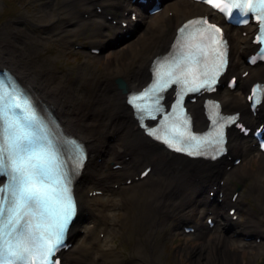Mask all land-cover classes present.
Masks as SVG:
<instances>
[{
  "label": "bare ground",
  "instance_id": "bare-ground-1",
  "mask_svg": "<svg viewBox=\"0 0 264 264\" xmlns=\"http://www.w3.org/2000/svg\"><path fill=\"white\" fill-rule=\"evenodd\" d=\"M52 1H57L55 3L59 4L60 9L71 7L75 2H80L81 6L88 8L85 11L89 12V16L87 20H84L81 14L78 11L74 12V10L72 12L73 16L65 17L63 10L54 9L51 2H48L44 8H48L50 12H46V16L50 17L51 23L57 24L55 28L60 32L67 30L63 26L65 23L69 24L68 30L72 33L78 32L81 30L82 25L87 24L82 29V34L89 33L90 39L99 36L102 40L106 38L105 40L108 39L109 42H115L118 34L123 37L125 33H131L134 36L137 32V21L141 25L143 24L141 31H144V36H139L141 44L129 50V57L126 62L121 64L116 58L113 60L112 65L109 64L110 67L105 66L100 73L92 72L88 74L89 71L86 68H81L75 79L76 83L72 85V88L68 87L69 89H67L68 92L72 93L70 96L58 87L54 88V86L52 88L51 85L55 82V78L51 80L43 66L33 64L30 55L23 54L24 47L28 46L29 43L13 41V46L16 48L14 51H18L20 54H16L14 51L9 52L7 49L4 52L5 48H0V65L2 64L8 68L16 77L26 83L40 99L49 103L53 107L60 125L70 131L74 137L84 142L88 151L85 167L80 172L76 184V194L79 202L76 226L81 228L83 223L81 221L86 213H89L88 217L93 224L87 226L85 237L74 246L77 254L67 251L68 253L64 254L62 264H104V258L110 256V254L112 255L111 262L114 263L116 253L108 247V244L105 248H101L99 245L109 241L114 243V248H116L115 242L118 239L130 240L132 235H137V242L128 252V255L135 259L132 264H149L150 254L153 259L152 263H156L158 252L155 249L158 247V237L164 229L162 224L167 220L170 221L171 215H178L179 224H182L183 221L189 219V210H195L200 214V217L208 214L209 211L212 212L216 221L212 230H219L216 244L226 255L232 256L237 251L239 246H235V244L238 242L242 243L243 247L247 246L253 250L263 247V240L259 244L250 239L244 240L245 234H253L257 231L253 229L255 227L254 223L259 219L257 216H249L242 224L239 217L233 221L228 212L225 213L222 210L223 208L220 210V205L229 206V208L234 207L235 203L228 197L231 191V181L243 166L244 158L256 150L254 142L250 138L239 137L234 130L228 132V154H230V150L233 151V149L239 147L240 156L243 158L237 166L231 167L228 171L225 168L230 164V161L226 157H220L215 161H203L170 153L150 140L137 127L133 112L126 103V94L122 93L115 84V79L121 77L126 81L128 91L138 90L143 86L150 78L149 69L153 58L166 53L175 38L176 28L172 30L167 25L173 24L177 27L187 18L209 12L208 8L186 0H175L168 4L169 7L167 6L166 11L162 9L157 17L150 18L140 5L132 3L131 0H98L103 3L104 8H110V3H117V9L122 11L134 10L136 12V22L131 19L127 21V18L123 16L124 14H121V21H126L127 26L124 27L119 22L118 26L113 27L107 20L101 18L95 21L93 19L98 14L91 6L92 0L85 3H83L84 0ZM170 10L175 13L174 20L166 15ZM33 20L44 22L45 18L44 16L34 15ZM62 21L65 23H61ZM94 23L95 25L92 28L91 25ZM110 28L114 30L115 35L109 34ZM149 33H151L150 37H148ZM227 34L230 37L233 49L227 70L229 74H238V90L243 92L256 80L264 82V66L260 72L257 71L259 66H255L245 78H241V73L249 68L242 59L253 51L254 47L248 41L236 44L235 35L228 28ZM0 35L7 37L5 33H0ZM154 35H157V39L152 38ZM45 40L46 37L40 41L45 43ZM102 40L92 41L98 43V48H103L104 43ZM93 47L95 48L97 45H93ZM236 47L237 51H235ZM99 56H101V53L97 57ZM136 58H139L136 65L127 69ZM82 80L90 85L83 88ZM211 97L220 101L223 112H238L240 120L246 122L248 126L264 123V101L260 106V110L255 116H252L249 111V104L245 101V96L242 97L240 93L233 95L228 90L224 93L217 90ZM79 100H85L88 104L91 103L87 115H84L86 118L83 120H75V115L71 112V108ZM202 103L203 98H200L196 103L189 106V111L194 117L195 129L198 131L205 129L207 126V121L203 116ZM126 156H129V158L124 161L123 158ZM261 156L264 157L262 153ZM97 158L103 160L98 162ZM111 159L119 160V162H115L122 164V168L117 171L107 166L106 161ZM134 162L152 163L153 172L142 180L132 181L131 185L122 186L121 182L124 180V176L128 178L130 174L136 171L132 167ZM259 170H262V167ZM220 180H223L224 183L220 184ZM211 181L218 185L217 190L222 193L220 203L214 201V199L209 201V197L203 195L205 186L209 188ZM115 183L119 184L117 188L119 191L110 186L106 187L107 184ZM135 184H138L135 186L138 191L137 198L134 196L137 195L134 194L133 189ZM96 189L103 190L106 198L100 205L92 206L87 201L88 199L83 196V192ZM125 191H127V195H125ZM152 193H154V196ZM241 198H243L242 193L239 194L236 201H240ZM115 207L119 212L114 211ZM125 210L126 213H123ZM164 213L166 216L161 219L160 215ZM234 214H237V212ZM217 218L221 221H217ZM154 219L156 221L152 224L151 221ZM196 226L195 235L204 239L208 233L206 224L203 225L200 222ZM97 230L106 232L105 241L93 238L94 232ZM76 233V229L71 230L70 237L75 238ZM109 236L110 239L108 240ZM204 245H207V242Z\"/></svg>",
  "mask_w": 264,
  "mask_h": 264
},
{
  "label": "snow or ice",
  "instance_id": "snow-or-ice-1",
  "mask_svg": "<svg viewBox=\"0 0 264 264\" xmlns=\"http://www.w3.org/2000/svg\"><path fill=\"white\" fill-rule=\"evenodd\" d=\"M204 2L225 14L242 17L255 14L259 22L257 39L264 44V0H227L223 5L218 0ZM233 9L237 12L233 13ZM179 32L182 36L179 57L167 66L166 71H161L165 67L161 65L154 85L129 100L138 113L147 114L152 119H155L153 108L160 111L155 107L160 91L170 84H180L179 109L184 92L212 88L225 63L218 27L198 19L189 21ZM210 55L215 59L209 71ZM201 68L205 70L201 72ZM149 100L151 104L147 103ZM11 107L18 109L20 105L6 106L5 94L0 91V172L8 179L7 185L0 187V264H58L51 258L62 246L74 210L66 178L59 174L54 164L55 156L42 147L47 136L34 116L29 117L25 125L12 121L5 127ZM173 121L163 130L148 129L146 134L176 152H186L189 156L206 155L202 149L208 138L192 135L182 112H178ZM216 136L221 139L215 142L222 143V131L217 130Z\"/></svg>",
  "mask_w": 264,
  "mask_h": 264
},
{
  "label": "rangeland",
  "instance_id": "rangeland-1",
  "mask_svg": "<svg viewBox=\"0 0 264 264\" xmlns=\"http://www.w3.org/2000/svg\"><path fill=\"white\" fill-rule=\"evenodd\" d=\"M86 1L88 0H84L83 3ZM173 1L175 0H165L163 5L164 8L167 9L166 6H168V4ZM48 2H51V6L54 9L63 10L65 17L73 16V10L74 12L88 10V8L81 6L80 2H75L71 7H64V9H60L59 4L55 3L57 1L52 0H13L12 2H9L8 0H0V33H5L7 36L5 38L3 35H0V48H5L3 50L4 52H6V49L9 52H12L16 49L15 46H13L14 40L22 43H29L28 46L24 47L23 54H29L30 60L33 62V64L43 66L48 72L51 80H54L55 78V82H53L51 85L52 88L54 86V88L58 87L68 96H70L72 93L68 92L67 89L72 88V85L76 83L75 79L79 75L81 68H86L89 71L88 74L92 72L100 73V71L105 66L110 67L113 60L116 58L121 64L126 62L129 57V50L141 44V39L139 36H144V31H141L143 24L141 25V23H138L139 25L137 26V32L133 37H131V39L129 38L127 40H119L116 43H112L111 45H105V47L102 48V53L99 57L89 55L86 51L87 46L98 45L97 42L93 41H96V39L101 41L102 38L95 36L93 39H90L89 33L82 34V29L86 27L87 24L82 25L81 30L78 32L72 33L67 27L66 31L60 33V31L55 28L57 24L51 23L50 17L46 16V12H50L48 8H44ZM99 4L104 6L100 1ZM4 12H8L11 15L5 17ZM34 15L44 16L45 21L37 22L33 20ZM157 16L158 15L153 17ZM171 17L173 20L175 19V15ZM93 19L95 21L99 20L98 18ZM94 25L95 23L92 24L91 27L93 28ZM173 26V24L167 25V27L170 29H173ZM150 36L151 33L148 34V37ZM154 36L156 37V35ZM45 37V43H42L40 40ZM235 51H237V49ZM14 52L16 54H20L18 51ZM73 56H77V61H74ZM138 59L139 58H136L134 62L127 67V69L131 66L134 67ZM261 69L263 68L258 67L257 71L260 72ZM82 81L83 82L81 84L83 88L90 85L88 82L84 80ZM231 93L233 95L240 93L243 97L245 91L241 93V91L235 90ZM88 105L90 104H88L85 100H79L74 104V106L71 108V112H73L72 114L75 115V120H83L84 115L88 112ZM239 149V147H236L233 149V151L230 150V152L236 157H240L241 154ZM114 161L116 160H108L106 161V165L110 166ZM142 167L143 166H141L140 169ZM261 167L262 170H259ZM246 177L250 179L246 180ZM242 182L244 183V188L241 192L243 198H241V200L236 204V206L242 209L240 221L242 224H244L249 216H257L259 219L256 223H254L255 227L253 229L259 231L257 232V235H262V238H264V157L261 156L257 150H254L244 158L243 166L231 181V191L229 192V195L237 186L240 187L239 185H242ZM137 185L138 184L133 185L134 194H137H133L135 198L138 196L137 187H135ZM127 191H125V195H127ZM152 195L154 196V193H152ZM206 195L207 191L205 190L204 196ZM105 198L106 195H102L101 197L87 201L90 203H98L103 202ZM127 208L129 209V207ZM221 209L222 205H220V210ZM123 213H126V210L123 211ZM165 216V213L160 215L161 219ZM188 217L189 219L187 221H183L186 222L185 225L191 224L196 226L200 222L205 225L204 216L200 217V214H198L195 210H189ZM154 221L156 220H152L151 223L154 224ZM217 221L220 222L221 220L217 218ZM92 224L93 222L91 221H85L83 226H81V229L78 227L76 228L77 237L73 239L74 244L69 249V252H74V254H77L74 250V246L78 241H81L85 237V233L82 234V232L87 226H91ZM180 225L181 224H179L178 215H171L170 221L167 220L164 224H162L164 229L158 237V247L155 249L158 252V259L156 263H152L153 259L151 258L150 254L148 262L149 264H264V246L253 250L243 247L242 243L238 242L235 244V246H239L237 251H235L232 256H229L226 255L216 244V239L219 236V230L214 229L208 231L206 237L203 239L196 235L183 233ZM102 235L103 233H100L97 230L94 233L93 238H99L105 241L106 235ZM109 239L110 236L108 240ZM107 242L108 243H102L99 246L101 248H105L108 244V247H110L111 250L116 253V260L114 263H112V255L110 254V256L104 258V264L134 263L135 259L131 258L128 255V252L137 242V235H132L130 240H124L123 238L118 239L115 242L116 248H114V243L109 241ZM205 242H207V245H204Z\"/></svg>",
  "mask_w": 264,
  "mask_h": 264
},
{
  "label": "water",
  "instance_id": "water-1",
  "mask_svg": "<svg viewBox=\"0 0 264 264\" xmlns=\"http://www.w3.org/2000/svg\"><path fill=\"white\" fill-rule=\"evenodd\" d=\"M118 86L119 88L122 89L123 92H126V85L123 81H121L120 79L117 80Z\"/></svg>",
  "mask_w": 264,
  "mask_h": 264
}]
</instances>
